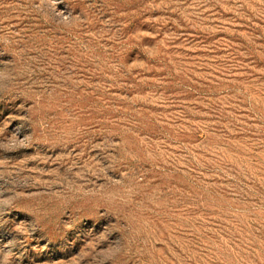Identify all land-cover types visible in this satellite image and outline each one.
Returning <instances> with one entry per match:
<instances>
[{
  "label": "rangeland",
  "instance_id": "374dc122",
  "mask_svg": "<svg viewBox=\"0 0 264 264\" xmlns=\"http://www.w3.org/2000/svg\"><path fill=\"white\" fill-rule=\"evenodd\" d=\"M0 264H264V0H0Z\"/></svg>",
  "mask_w": 264,
  "mask_h": 264
}]
</instances>
